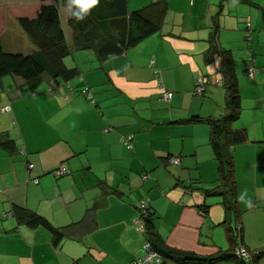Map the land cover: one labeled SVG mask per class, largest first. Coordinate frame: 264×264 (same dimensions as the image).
Here are the masks:
<instances>
[{
  "label": "crops",
  "instance_id": "1",
  "mask_svg": "<svg viewBox=\"0 0 264 264\" xmlns=\"http://www.w3.org/2000/svg\"><path fill=\"white\" fill-rule=\"evenodd\" d=\"M133 1L127 0V7ZM44 4L52 2L0 0V44L6 52L37 50L18 19L36 17ZM260 7L264 0H139L135 10H145L160 30L101 60L90 50H73L72 8L60 5L62 29L72 48L64 63L76 76L43 75L35 89L19 76L0 77V143L10 140L16 149L0 144V264H129L144 253L145 236L134 228L143 200L150 201L154 233L165 247L200 257L229 254L213 263L186 264H244L232 254L237 224L244 246L263 252L254 264H264ZM214 33L217 49L210 53L208 39ZM219 50L229 51L238 80L241 107L232 127L247 133L246 141L232 150L237 204L230 212L224 197L204 191L216 185L219 175L210 127L196 119L225 112ZM252 55L254 80L245 75ZM200 75L208 80L202 96L194 94ZM84 87L95 106L81 92ZM165 91L172 92L170 101L161 98ZM128 138L129 149L122 142ZM168 156L179 157L180 163H169ZM27 161L35 165L32 181ZM63 162L70 174L55 178L51 172ZM205 204L207 214L199 209ZM15 205L40 214L58 230L68 227V234L56 245L48 228L2 216ZM88 214L94 218L88 226L94 227L80 233L76 224Z\"/></svg>",
  "mask_w": 264,
  "mask_h": 264
},
{
  "label": "trees",
  "instance_id": "2",
  "mask_svg": "<svg viewBox=\"0 0 264 264\" xmlns=\"http://www.w3.org/2000/svg\"><path fill=\"white\" fill-rule=\"evenodd\" d=\"M40 1L52 2V4L42 5L36 17L32 19L26 17H20L18 19L20 26L35 44L37 50L27 55L22 53H11L6 52L0 44V77L6 75L19 76L33 89H35L41 82L43 75H48L50 78L54 79L61 78L63 80H69L76 76L75 69L68 68L64 63V59L72 54V48L66 42L59 13V6L68 5L69 0ZM260 9L261 16L264 20V8L260 7ZM73 11H75V9H72V12ZM247 23L250 22L248 21L246 24ZM68 26L72 32L71 38L73 50H90L101 60L121 54L128 47L136 45L160 30L159 22L149 17L145 13V10L129 11L127 0H99L97 6L91 10V13L84 20H77V18L71 13V17L68 20ZM251 28L252 26L250 23L249 29ZM247 39V41H250L249 38ZM215 49H217V39L214 33L212 38L208 39V51L212 53L216 51ZM219 51L223 58L222 86L224 87L226 94L225 112L216 118L200 117L196 119L207 123L210 127L209 142L212 146L214 158L217 162L219 175L216 185L212 188H205L204 191L206 195H219L224 197V202H222V204L226 212H230L236 209L235 207L237 204V196L235 194L236 183L233 178L234 160L232 150L234 146L246 141L247 133L244 128L232 127V123L239 117V109L241 107L237 89L238 80L229 51ZM205 57L207 61V53ZM250 67L253 68L251 74L249 71ZM255 72V60L252 55L247 61L245 75L250 80H254ZM155 77L157 78L159 75H155ZM199 77H205V75L196 77L194 81V94L202 96L205 93L208 80L205 77L206 83L204 89L201 93H197L195 89ZM49 91L54 92L53 89H49ZM81 92L86 96L89 105L95 106V101L89 88L84 87ZM161 98L163 99V93L161 94ZM92 101H94V104H92ZM0 144L3 148L9 151L16 150L14 149L15 144L10 140L3 141ZM17 152L20 155H26V152L24 154V150H20L19 148ZM168 157L166 158L167 161ZM27 162L26 175L30 178L28 180L32 181L31 177L33 176L32 172L35 169V165L29 161ZM63 163L65 164L66 162ZM30 164L32 165L31 168L29 167ZM57 169L51 172L55 178L70 174L69 168L68 173L63 175L56 174ZM34 179L35 178H33V181ZM38 182L39 181L37 180V183ZM199 209L202 210V213L207 214L209 205L205 204L200 206ZM151 215L152 214H150L149 211L147 217L144 218L145 233H139L145 236L144 243L148 242L150 246L165 259V261L169 260L174 263L184 264L192 262L213 263L229 256V254L225 252L222 256L200 257L194 256L192 253H182L165 247L163 242H160L154 233L153 223L150 217ZM2 216H12L19 222L25 221L26 224L31 227L41 226L48 228L52 232L56 245L62 241L69 231L68 227H66L65 231L54 228L51 223L40 214L18 205H15L12 208V213L6 212ZM93 219V216L88 214L84 220L77 223L76 226L79 232L83 233L92 230L94 226L89 227L88 221L91 222ZM232 242L235 243L233 231ZM262 253L263 252H258L255 254L249 262H241L244 264H254V261Z\"/></svg>",
  "mask_w": 264,
  "mask_h": 264
},
{
  "label": "built area",
  "instance_id": "3",
  "mask_svg": "<svg viewBox=\"0 0 264 264\" xmlns=\"http://www.w3.org/2000/svg\"><path fill=\"white\" fill-rule=\"evenodd\" d=\"M247 28L249 29L250 23L246 24ZM250 74L253 71V68L250 67L249 68ZM155 75L158 76L159 72L157 70H155ZM206 83V78L205 77H199L197 79V83H196V92L197 93H201L204 89V85ZM172 96L171 92H163V99L164 100H170ZM92 104H94V101H92ZM9 107H4V110H7ZM124 146L126 148H131V142H130V138L128 139H123L122 140ZM168 161L171 164H179L180 163V158L176 157V156H171L168 157ZM31 164L29 165V167L31 168ZM68 167L64 164L61 163L56 171V174L58 175H63L68 173ZM149 175H144L143 179L148 178ZM35 182H37V179H34ZM150 210V201L149 200H143L139 203V211L140 214L138 215V217L134 220V228L136 231L144 234L145 233V220L144 218L147 216L148 212ZM12 213V212H11ZM10 214V213H8ZM233 234H234V249H233V255L235 258H237L240 261L243 262H249L252 257L257 254V252H253L248 250L243 242L241 241V233H240V226L239 224L236 225V227L233 230ZM143 255H141L140 257H138L137 259H134L132 261L129 262V264H184V263H174L173 261H169L166 260L164 258H162L161 255H159V253H157L148 242L143 244Z\"/></svg>",
  "mask_w": 264,
  "mask_h": 264
},
{
  "label": "clouds",
  "instance_id": "4",
  "mask_svg": "<svg viewBox=\"0 0 264 264\" xmlns=\"http://www.w3.org/2000/svg\"><path fill=\"white\" fill-rule=\"evenodd\" d=\"M98 3L99 0H69L70 8L75 9L72 14L77 20H84ZM240 199L243 200L244 197L241 196Z\"/></svg>",
  "mask_w": 264,
  "mask_h": 264
},
{
  "label": "rangeland",
  "instance_id": "5",
  "mask_svg": "<svg viewBox=\"0 0 264 264\" xmlns=\"http://www.w3.org/2000/svg\"><path fill=\"white\" fill-rule=\"evenodd\" d=\"M139 2V0H134L133 2H131V4L129 5L128 4V8H129V11L131 10H135L134 6ZM209 64V63H208ZM138 257L134 258V259H137ZM133 259V260H134ZM132 261V260H131Z\"/></svg>",
  "mask_w": 264,
  "mask_h": 264
}]
</instances>
